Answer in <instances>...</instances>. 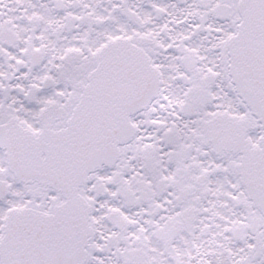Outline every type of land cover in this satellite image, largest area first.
I'll return each mask as SVG.
<instances>
[{
    "label": "flooded vegetation",
    "instance_id": "obj_1",
    "mask_svg": "<svg viewBox=\"0 0 264 264\" xmlns=\"http://www.w3.org/2000/svg\"><path fill=\"white\" fill-rule=\"evenodd\" d=\"M239 1L0 0V264H264L242 156L206 136L221 116L248 122L252 147L263 135L230 74ZM119 42L148 66L145 104L92 168L67 132ZM69 198L87 219L81 253Z\"/></svg>",
    "mask_w": 264,
    "mask_h": 264
},
{
    "label": "water",
    "instance_id": "obj_2",
    "mask_svg": "<svg viewBox=\"0 0 264 264\" xmlns=\"http://www.w3.org/2000/svg\"><path fill=\"white\" fill-rule=\"evenodd\" d=\"M238 9L241 22L229 42L230 74L238 96L261 125L263 135L259 146L252 147L246 138L250 124L236 117L221 116L206 126V136L215 145L232 149L242 156L239 165L242 185L264 216V0H240ZM148 70L140 53L129 44L119 42L102 54L100 66L91 76L84 100L67 132L70 152H88L89 166L93 168L108 150L125 142L130 116L145 104L142 95L140 98L137 95L144 93L142 88ZM4 146L12 164L23 158V149L13 148L10 143ZM78 201L77 204L69 198L64 213L71 215L78 207L81 253L86 246L83 234L87 219ZM12 239L11 232H7L2 245L6 261ZM12 246L17 253H24L19 237L13 240Z\"/></svg>",
    "mask_w": 264,
    "mask_h": 264
}]
</instances>
